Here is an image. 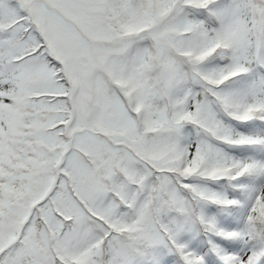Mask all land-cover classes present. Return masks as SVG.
<instances>
[{"label": "snow or ice", "instance_id": "obj_1", "mask_svg": "<svg viewBox=\"0 0 264 264\" xmlns=\"http://www.w3.org/2000/svg\"><path fill=\"white\" fill-rule=\"evenodd\" d=\"M0 264H264V0H0Z\"/></svg>", "mask_w": 264, "mask_h": 264}]
</instances>
